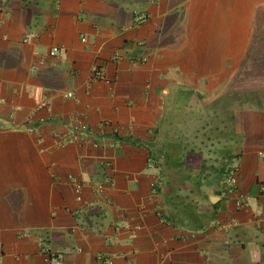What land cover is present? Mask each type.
I'll return each mask as SVG.
<instances>
[{"label": "crops", "instance_id": "0c3cea01", "mask_svg": "<svg viewBox=\"0 0 264 264\" xmlns=\"http://www.w3.org/2000/svg\"><path fill=\"white\" fill-rule=\"evenodd\" d=\"M178 88L212 118L234 104L237 140L221 155L191 123L176 189L158 163ZM80 114L86 140L62 143ZM227 159L245 208L214 181ZM260 207L264 0H0V264H264Z\"/></svg>", "mask_w": 264, "mask_h": 264}, {"label": "trees", "instance_id": "16d2710c", "mask_svg": "<svg viewBox=\"0 0 264 264\" xmlns=\"http://www.w3.org/2000/svg\"><path fill=\"white\" fill-rule=\"evenodd\" d=\"M193 95H196L198 99H200V101L201 99H203L202 95L195 94V92L191 89L178 88L177 92L174 95H172V98H168L167 100L168 102L167 107L168 109L169 108L172 109V114L168 113V115H166V121L170 120L169 124L171 126H173L175 122H179L178 127H180V129L178 131H171V130L167 131L168 135L171 134V132L173 133L171 134L170 137L167 138V141H166V143L168 144L166 146V152H165L166 154L164 155V163L162 164L158 163V167H163L162 173L164 174V177L168 170L170 172L172 171L171 175L169 174V177H172L175 175V178L168 179V182L171 183L173 185V188H176V189L182 188V186L186 183V181L189 180L187 179L189 176H188V170L186 169L185 154L188 150L189 151L193 150V147H190L191 140L176 143V144L175 143L171 144V142L175 140H181L184 138H188L191 133V128H190L191 123H193L195 120L196 121L199 120V118L201 117L202 113H199L198 115H196L194 112L195 114L194 118L191 115H189L191 113V110H189V108L191 106ZM204 106L206 108V111H207V108L210 107L209 105H206V104ZM183 117L187 119L184 120ZM231 123L233 124V118L231 119ZM164 126L165 125H163V127ZM218 131L219 133L215 134L214 132V135L210 132L205 131L204 133L201 131L202 132L201 144H204L206 141L211 140L212 145H215V150H216L215 152L221 155H226L228 146L225 145L226 148L224 149V151H222V147H217V145L224 143V142L225 143L231 142L230 151L233 152L235 149L234 144L236 143V140H237V134L235 133L234 125H233V131L230 130L229 132V131H226L225 129L222 130L219 128H218ZM157 132L161 133V130L160 132L159 130H157ZM198 133H200V130L198 131ZM198 135L199 134H197L194 139L198 140L197 139ZM223 162H221L217 166H214L215 169L218 171L217 178L214 179V181L217 180L216 183H220V181L225 179L226 173L231 166L228 159ZM164 218L166 219V221H170L171 219L169 218V216H166ZM201 221H204V220L200 216L198 222H201ZM210 222H211L210 218L207 221L205 220V222L201 224L200 226H198L197 229L198 228L202 229L203 227H206V225L209 224Z\"/></svg>", "mask_w": 264, "mask_h": 264}, {"label": "built area", "instance_id": "2783aa9c", "mask_svg": "<svg viewBox=\"0 0 264 264\" xmlns=\"http://www.w3.org/2000/svg\"><path fill=\"white\" fill-rule=\"evenodd\" d=\"M141 19H144V16L140 17ZM82 39L85 41V36L82 37ZM60 51L59 47L55 46L50 50V55L55 56ZM104 76V68L95 65L92 68V76L89 80V82L96 81L98 79L103 78ZM67 97L73 98L74 93L69 92L67 93ZM52 106V101L50 99H46L42 101L39 105V109H50ZM83 116L80 114L75 118L73 128L71 130L70 134L60 135L56 134L57 138H60L62 143H69V142H83L86 140L87 135V126L85 122L81 119ZM32 130V129H31ZM151 166H153V163H151ZM224 191L223 194L225 196H234L235 202L237 205V208H245L248 206V201L244 195H242L239 191V168L236 165L230 166L226 173V177L224 179ZM103 188L100 187L99 191H102ZM75 193H76V199L78 202H82L83 196H82V185L78 184L75 187ZM259 214L264 213L263 208H259L258 210ZM55 264H61L60 260L57 257H53L51 259Z\"/></svg>", "mask_w": 264, "mask_h": 264}, {"label": "rangeland", "instance_id": "374dc122", "mask_svg": "<svg viewBox=\"0 0 264 264\" xmlns=\"http://www.w3.org/2000/svg\"><path fill=\"white\" fill-rule=\"evenodd\" d=\"M236 91H241V89H239V86H237L236 90L232 89L231 90V97L232 99L230 101H232L231 103H234L238 100V97L236 98L237 94ZM244 91V90H242ZM212 103V102H211ZM205 104H203L200 99L198 100L197 98H195L192 103L191 106L189 108V110H191V113L189 115H191L193 118L195 116L194 112H198V113H202L201 117L199 118V120L196 122L195 120V124H199V126H203L204 124H206V122H213L214 123V127L211 128V130H208L210 133H212L214 135L219 133L218 128L221 129L222 127H224V129L226 131H233V124L231 123V119L233 118V110L232 107L234 104H230L228 108H223V101L220 100H216L211 104V107H213L215 109V113L217 112V115L215 117H210L212 114H210L209 116L207 115V111L206 108L204 106ZM224 109V110H223ZM210 117V118H209ZM184 120L185 117H183ZM191 121V119H190ZM230 122V123H229ZM207 132V130H206ZM205 133V131H204ZM199 135L197 136L198 141L201 142V134L202 132L200 131V133H198Z\"/></svg>", "mask_w": 264, "mask_h": 264}]
</instances>
